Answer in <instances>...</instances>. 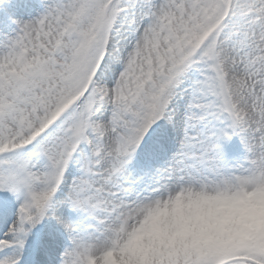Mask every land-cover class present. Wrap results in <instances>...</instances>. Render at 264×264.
Instances as JSON below:
<instances>
[{"label":"snow or ice","instance_id":"1","mask_svg":"<svg viewBox=\"0 0 264 264\" xmlns=\"http://www.w3.org/2000/svg\"><path fill=\"white\" fill-rule=\"evenodd\" d=\"M0 264H264V0H0Z\"/></svg>","mask_w":264,"mask_h":264}]
</instances>
